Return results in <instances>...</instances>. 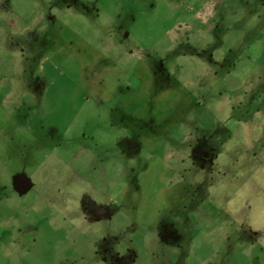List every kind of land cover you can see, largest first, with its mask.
I'll use <instances>...</instances> for the list:
<instances>
[{
  "label": "rangeland",
  "instance_id": "374dc122",
  "mask_svg": "<svg viewBox=\"0 0 264 264\" xmlns=\"http://www.w3.org/2000/svg\"><path fill=\"white\" fill-rule=\"evenodd\" d=\"M136 116L158 140L130 158L106 124ZM250 238L264 0H0V264H243Z\"/></svg>",
  "mask_w": 264,
  "mask_h": 264
},
{
  "label": "crops",
  "instance_id": "0c3cea01",
  "mask_svg": "<svg viewBox=\"0 0 264 264\" xmlns=\"http://www.w3.org/2000/svg\"><path fill=\"white\" fill-rule=\"evenodd\" d=\"M128 35L129 34H127L126 36L122 35L121 43L125 42V41L126 42L128 41ZM126 50L127 49H123L122 53H120L121 56L124 59H126L129 56L128 52ZM120 54L117 53V57H119ZM31 81H33V78L31 79ZM153 120L149 121V122L152 123ZM151 123L142 122V120L140 119V116H136L134 118L131 117V119H129V120L123 119V120H117V121L114 119V117H108V123L106 124L105 121H103L102 125H105V124L108 125V127H106V131L108 129H110V130L112 129V130L116 131V134L114 132V135H116V136L113 137L114 141H115V139H118V140L122 139V142H124V140H125V142H126L125 149H127V154H128V156L130 158H134V157H137V156H141L145 151L148 152V150L146 149L148 143L142 141L145 138L140 140L141 138H143V135H141V133L143 134L145 132L144 137H147L148 140H154V141L158 140L157 136H156V132H155V129H156L157 125L156 126L153 125L154 127L152 128V130H150V132L149 131H144L145 127H147V125H149ZM118 124H122L123 126H121V125L118 126ZM115 125H116V127H115ZM96 127L97 128H95V129H97V130L100 129L101 132H105L104 130L102 131V127L100 125H97ZM139 129L143 130V132H137L136 131V130H139ZM100 131L98 133L92 134V138L94 139V141L96 140L97 145L100 146V144H101V146L104 148L103 149L104 153L108 154L109 153V149L105 146L106 144H104L105 143V139H106L105 137H107V136L104 135V134L101 135ZM113 138H111V139H113ZM112 143H113V140H112ZM153 143H154V146H156L157 151H159L158 154H159L160 157H159L158 161L161 162V163H166V164H163V165H164V169H165V171H166V173L168 174L169 177L174 176V174H176L177 168L172 163L171 158L175 154H177L178 151L174 150L173 147H171L169 150H166L164 152L162 151V150H164L165 145L169 144V138L166 139L164 142L161 141V143L159 145H158V143L156 144V142H153ZM193 153H194V156H195V151ZM156 154H157V152H155L153 158L156 156ZM204 156H202L203 159L207 160V158H206L207 156H205V157ZM208 157H210L209 153H208ZM37 169L34 168L33 173H35ZM31 177H32V175H31ZM22 181H25V180H24L23 177L20 176V178H18L17 180L15 179L14 183H23ZM26 183H30V178L29 177H27ZM176 184H178V183H176ZM174 186H175V183H173L172 187H174ZM197 210L198 209H196V211ZM210 216L212 218L214 216V218H216V220L220 221L219 226L218 225L216 226V227H220V225L222 224V219L220 217H218L217 214L213 215V216L210 215ZM234 232H235V230L227 231V233H229L231 235H234L235 234ZM249 242H250V244H247L246 247H242V248L238 247V248H240L241 252H243V253L248 255V257L246 256L247 257L246 262H244L243 264H264V245H260V244L257 243L256 250L254 251L253 248H254L255 240L250 238ZM227 248L228 249L225 250V252H226L225 258L223 257V255H221V260H220L219 264H236L237 262L233 260L235 257H232L230 254H232V252H236L238 250H233L234 248H236V247H233V246L231 248H229V247H227ZM184 252H185V250H184ZM249 253H251V254L249 255ZM229 257L231 258V260L228 259ZM213 263L214 262H209V264H213Z\"/></svg>",
  "mask_w": 264,
  "mask_h": 264
}]
</instances>
